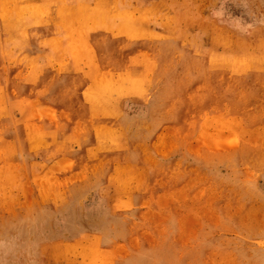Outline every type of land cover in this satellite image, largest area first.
Wrapping results in <instances>:
<instances>
[{
    "label": "rangeland",
    "instance_id": "obj_1",
    "mask_svg": "<svg viewBox=\"0 0 264 264\" xmlns=\"http://www.w3.org/2000/svg\"><path fill=\"white\" fill-rule=\"evenodd\" d=\"M17 1L0 264H264V0Z\"/></svg>",
    "mask_w": 264,
    "mask_h": 264
},
{
    "label": "bare ground",
    "instance_id": "obj_2",
    "mask_svg": "<svg viewBox=\"0 0 264 264\" xmlns=\"http://www.w3.org/2000/svg\"><path fill=\"white\" fill-rule=\"evenodd\" d=\"M17 1V0H16ZM18 2V1H17ZM16 3V2H15ZM110 7V5H109ZM113 7H116V5H113ZM70 8H73L74 9V12H72L73 14H75L76 12H78L81 8H85L83 6V4H81V0H74L73 1V5L70 7ZM0 10L3 11V13L0 11V25L3 26V28L6 29V37L7 38H14V39H17L19 36L20 38L23 37L25 39V45H28L30 44L31 42H34L36 40V38L41 34L39 29L35 26H41V22H38L36 23V21L38 19H36V17H33V16H26L24 17L23 15L21 16H17V15H9L5 9H1L0 7ZM30 10V8H29ZM31 11V10H30ZM38 12V11H36ZM111 12V11H110ZM113 13H115V10H112ZM111 12V13H112ZM65 13H67L66 11L64 13H58L56 10H51L48 12V16L47 18L49 19V23H52V22H58V24L60 26H64L65 23H63L62 21L64 19H68L67 16ZM81 16V15H80ZM116 16V15H115ZM11 17H14L13 20H9ZM69 17V16H68ZM120 20V19H119ZM105 22V20H104ZM109 22V21H108ZM115 22V21H114ZM7 24L8 25H11L10 26L12 28V32L10 31V29L7 28ZM44 24V22H43ZM101 24V23H99ZM116 24V23H114ZM95 25V24H94ZM45 26V25H44ZM99 26V25H98ZM113 26V25H112ZM116 28V27H115ZM46 29V28H45ZM101 29V28H99ZM107 29V28H106ZM114 29V28H113ZM34 30L36 31L35 34L34 33ZM105 30V28H104ZM45 31V30H44ZM40 33V34H39ZM104 33V32H103ZM20 34V35H19ZM106 34V33H105ZM111 36V35H110ZM118 36V35H117ZM114 37V36H113ZM125 38V37H124ZM25 50V49H24ZM39 51V50H38ZM40 52V51H39ZM37 53V52H35ZM28 56L31 58V59H35V56H33L29 53H27ZM39 58V57H38ZM43 59V58H42ZM49 59V58H48ZM120 88V87H119ZM114 92V90L112 89H105L103 90V93H106L108 94L109 96L111 95V93Z\"/></svg>",
    "mask_w": 264,
    "mask_h": 264
}]
</instances>
